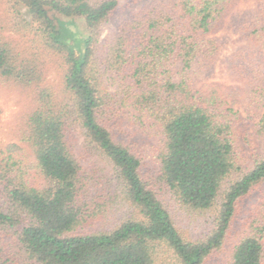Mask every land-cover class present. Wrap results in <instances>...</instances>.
<instances>
[{
	"label": "trees",
	"instance_id": "trees-1",
	"mask_svg": "<svg viewBox=\"0 0 264 264\" xmlns=\"http://www.w3.org/2000/svg\"><path fill=\"white\" fill-rule=\"evenodd\" d=\"M256 1L251 22L238 16L239 0H13L61 57L67 95L58 102L44 88L28 118L37 176L12 153L0 159V189L11 204L0 207V233L21 246L27 264H156L161 249L177 264H207L241 200L264 183V0ZM119 8L129 11L100 42ZM62 17L82 18L87 35L75 37ZM229 24L247 43L225 53L235 38L219 32ZM224 60L238 63L246 88L208 82ZM12 63L0 41V73L13 76ZM241 93L245 106L262 110L248 137L246 120L228 105ZM138 132L152 136L155 178L171 196L188 210L213 212L204 238L189 240L177 227L143 168ZM76 136L105 165L82 167ZM253 137L261 142L250 162L241 144L252 146ZM256 214L264 226V209ZM252 228L230 264H264V227ZM0 264H10L1 243Z\"/></svg>",
	"mask_w": 264,
	"mask_h": 264
},
{
	"label": "rangeland",
	"instance_id": "rangeland-1",
	"mask_svg": "<svg viewBox=\"0 0 264 264\" xmlns=\"http://www.w3.org/2000/svg\"><path fill=\"white\" fill-rule=\"evenodd\" d=\"M149 0H141V3ZM13 0H0V41L7 44L13 63L16 66V73L13 76H5L0 73V159L9 153L15 155V159L20 161L18 166L29 173L30 178L37 176V168L34 166V154L27 141L28 137V118L39 103L40 91L48 88L52 91L54 98L58 102L66 100V93L63 89V70L64 65L59 54H56L44 43L41 36V29L37 22L30 17L26 8L22 4L13 7ZM256 0H239L236 12L240 18L246 21L254 19L260 7ZM122 8V7H121ZM119 8L115 16L105 22L100 29V42L103 38L113 34L118 22L127 14L128 8ZM134 8V7H133ZM238 17V18H239ZM68 22L69 27L75 37L81 38L87 35L84 20L82 18L62 17ZM243 19V20H244ZM238 22L240 20H237ZM237 24V23H236ZM42 30V29H41ZM219 34L227 41L233 38L232 44L228 45L225 53L229 52L235 45L243 46L247 43L246 39L239 38V34L233 33L231 24L223 28ZM239 38V40L237 39ZM99 55H103L97 48ZM224 53V51H223ZM224 53V54H225ZM12 63V64H13ZM238 63L222 61L216 65V70L208 77V82L217 81L223 86H237L246 88L247 84L238 75L236 70ZM111 82V81H109ZM107 89L116 88V83L106 84ZM228 97V105L237 110L240 116L246 120L247 137L252 133L253 125L258 121L262 110L248 106L246 94L235 98ZM152 136L146 137L145 134L137 133L134 136L136 146L143 154V168L152 173L153 182L156 183V190L160 199L171 212V215L182 232V235L192 241L204 238L213 228L214 214L212 211H191L182 207L172 196L167 188L156 177L157 163L153 158L151 148ZM255 144L252 146L242 142L243 155L250 157L259 151L260 138L253 137ZM73 151L79 163L85 169L91 170L93 166L105 165L100 161L94 151H91L83 143V139L76 136L71 140ZM152 177V178H153ZM42 179L40 180V183ZM6 194L0 189V207L6 209L10 207V202ZM264 209V183L258 185L253 191L241 200L237 212L232 221V225L226 235L223 245L215 250L209 257L207 264H230L234 247L239 240L252 231L254 225L264 226L258 223V211ZM257 215V216H256ZM261 219V218H260ZM0 240L3 247V257L10 264H27L30 261L15 240L4 232L0 233ZM156 264H177L175 257L161 249Z\"/></svg>",
	"mask_w": 264,
	"mask_h": 264
}]
</instances>
